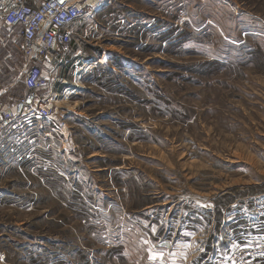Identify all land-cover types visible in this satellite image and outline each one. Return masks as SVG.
<instances>
[{
    "label": "rangeland",
    "instance_id": "rangeland-1",
    "mask_svg": "<svg viewBox=\"0 0 264 264\" xmlns=\"http://www.w3.org/2000/svg\"><path fill=\"white\" fill-rule=\"evenodd\" d=\"M107 1L55 117L0 134V264H264V0Z\"/></svg>",
    "mask_w": 264,
    "mask_h": 264
},
{
    "label": "built area",
    "instance_id": "built-area-1",
    "mask_svg": "<svg viewBox=\"0 0 264 264\" xmlns=\"http://www.w3.org/2000/svg\"><path fill=\"white\" fill-rule=\"evenodd\" d=\"M107 0H0V32L20 28L26 92L0 108V134L17 122L51 120L70 88L73 26Z\"/></svg>",
    "mask_w": 264,
    "mask_h": 264
},
{
    "label": "bare ground",
    "instance_id": "bare-ground-1",
    "mask_svg": "<svg viewBox=\"0 0 264 264\" xmlns=\"http://www.w3.org/2000/svg\"><path fill=\"white\" fill-rule=\"evenodd\" d=\"M88 65V67L91 65V64H87ZM57 102H58V100H57Z\"/></svg>",
    "mask_w": 264,
    "mask_h": 264
},
{
    "label": "crops",
    "instance_id": "crops-1",
    "mask_svg": "<svg viewBox=\"0 0 264 264\" xmlns=\"http://www.w3.org/2000/svg\"><path fill=\"white\" fill-rule=\"evenodd\" d=\"M25 92H26V87H25ZM25 92H24V93H25ZM22 95H23V94H22Z\"/></svg>",
    "mask_w": 264,
    "mask_h": 264
}]
</instances>
